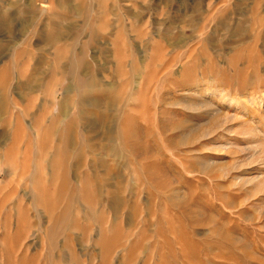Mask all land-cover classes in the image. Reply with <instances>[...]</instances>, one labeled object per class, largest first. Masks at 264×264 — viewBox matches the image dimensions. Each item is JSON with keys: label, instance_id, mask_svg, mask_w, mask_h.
Masks as SVG:
<instances>
[{"label": "rangeland", "instance_id": "374dc122", "mask_svg": "<svg viewBox=\"0 0 264 264\" xmlns=\"http://www.w3.org/2000/svg\"><path fill=\"white\" fill-rule=\"evenodd\" d=\"M0 264H264V0H0Z\"/></svg>", "mask_w": 264, "mask_h": 264}, {"label": "bare ground", "instance_id": "6f19581e", "mask_svg": "<svg viewBox=\"0 0 264 264\" xmlns=\"http://www.w3.org/2000/svg\"><path fill=\"white\" fill-rule=\"evenodd\" d=\"M228 97H226V96H221V98H219V101L221 102V103H226L227 102V99ZM246 99V98H245ZM251 99V98H250ZM247 103H249V102H247ZM210 106V109L211 108H213L212 107V105H209ZM232 106V105H231ZM206 107V106H205ZM218 111V110H217ZM220 111V110H219ZM213 115V114H212ZM224 115V114H223ZM228 116V115H227ZM231 117V116H230ZM229 118V117H228ZM255 176H257V175H255ZM258 177V176H257ZM255 178V177H254ZM252 179L253 178H249L248 180L246 179V181L245 180H243V182L245 181V182H249V181H252Z\"/></svg>", "mask_w": 264, "mask_h": 264}]
</instances>
